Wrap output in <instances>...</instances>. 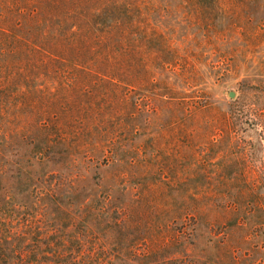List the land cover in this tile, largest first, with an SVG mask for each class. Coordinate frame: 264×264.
I'll return each instance as SVG.
<instances>
[{
	"label": "trees",
	"instance_id": "16d2710c",
	"mask_svg": "<svg viewBox=\"0 0 264 264\" xmlns=\"http://www.w3.org/2000/svg\"><path fill=\"white\" fill-rule=\"evenodd\" d=\"M210 263L264 264V0H0V264Z\"/></svg>",
	"mask_w": 264,
	"mask_h": 264
},
{
	"label": "rangeland",
	"instance_id": "374dc122",
	"mask_svg": "<svg viewBox=\"0 0 264 264\" xmlns=\"http://www.w3.org/2000/svg\"><path fill=\"white\" fill-rule=\"evenodd\" d=\"M248 69L250 70L251 68L249 67ZM203 78L206 79V81L209 83H212L213 81H215V79H214L215 77L213 76V74L212 73L208 74L206 69L203 70ZM235 82L236 81H233L231 84L223 85L222 87H219V88L215 87V85L212 84L213 86L208 87L207 91H215L216 90V98L219 99L220 105H223L225 102H228L230 100H234L236 98V96L239 94V90H238V87H237ZM231 91L234 92V97H229V92H231ZM214 110L217 112L216 106H215ZM167 118H168V105L166 102H164L161 105L159 117L157 120L154 121V124H153L154 127L151 130L152 131L151 136L154 137L156 135L158 138V143L160 142L158 144L159 147L160 146L162 147L164 145V142H166L168 140V138L171 136V133L167 130V126H166ZM141 121H142V116H141ZM160 131H162V135H163L162 137L160 135ZM145 133H146V131L142 132L141 135L139 136V140L141 141L140 142L141 145L143 144V140L146 138ZM244 135H245L244 137L247 140L255 141V139H256V133L254 130L248 129ZM174 141L177 145V151L179 152V154L180 155L183 154L182 151L185 150V148L183 146V142H182L181 137L175 136ZM179 166H181V165H179ZM53 169L57 170V167H53L52 165L47 167V171H52ZM181 170H182V167H180V170H179L180 175H181ZM33 171L36 173H40L39 168L36 166L33 167ZM97 173L99 174V176H102L101 177L102 183H106L105 178H106L107 173H106L105 169H103V168L98 169ZM180 181H182V180H180ZM214 182H215V180H214ZM82 185H85V186L89 185L88 189L93 188L90 181H86L85 183H82ZM207 235H209V234L204 233L203 236H201L199 238V240L197 241V248L195 249V252L199 253V255H201L203 258L205 257L207 260H209L211 262V260L212 261L215 260V249H212L210 247V244L206 243ZM209 247H210V249H209ZM210 264H213V263H210Z\"/></svg>",
	"mask_w": 264,
	"mask_h": 264
},
{
	"label": "water",
	"instance_id": "95a60500",
	"mask_svg": "<svg viewBox=\"0 0 264 264\" xmlns=\"http://www.w3.org/2000/svg\"><path fill=\"white\" fill-rule=\"evenodd\" d=\"M229 97H234V92L233 91L229 92Z\"/></svg>",
	"mask_w": 264,
	"mask_h": 264
}]
</instances>
